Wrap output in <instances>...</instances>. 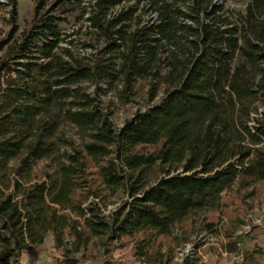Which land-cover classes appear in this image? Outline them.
Here are the masks:
<instances>
[{
    "label": "trees",
    "instance_id": "trees-1",
    "mask_svg": "<svg viewBox=\"0 0 264 264\" xmlns=\"http://www.w3.org/2000/svg\"><path fill=\"white\" fill-rule=\"evenodd\" d=\"M1 4L0 264L47 232L52 264H203L191 236L218 233L215 209L237 249L264 182V0H32L21 27ZM251 227L242 263L264 264Z\"/></svg>",
    "mask_w": 264,
    "mask_h": 264
},
{
    "label": "rangeland",
    "instance_id": "rangeland-1",
    "mask_svg": "<svg viewBox=\"0 0 264 264\" xmlns=\"http://www.w3.org/2000/svg\"><path fill=\"white\" fill-rule=\"evenodd\" d=\"M6 0H0V36L5 32L7 28V18L9 16L7 10L8 6L1 4ZM54 1V0H49ZM32 0H16V21L19 27L23 26L25 21L29 18L31 13ZM80 15L78 8L71 9L68 13V17L65 21L60 23V27L63 30H70L75 28L79 22L77 19ZM136 103L131 106H120L115 109L112 115V123L114 127L121 125L123 119L130 115L131 111L136 107ZM232 190L225 192L223 198L225 200H234L231 194ZM255 194L252 199L247 202L248 208L245 214L240 213V216L244 218V223L236 227L235 233H241L239 241L237 243L238 248L233 251H225L221 245V240H224L222 235V226L228 225V221L219 210H214L213 216L217 219V234H205L194 233L192 234V240L199 241L203 240V243L198 246L197 253L200 255V261L203 264H243L242 253L245 248H250L252 244H258L262 235L260 236L259 231L256 232L252 229L253 224H264V182H258L255 184ZM237 195H241L238 193ZM124 195L122 198H124ZM118 201L113 204H108L104 212H107L108 208L114 206ZM192 242L188 241L182 245V250L178 251L174 256V260L179 258V255L190 249ZM57 252L52 247L50 234L47 232L41 243L31 247L29 251L21 252L16 258L11 257V264H52V256L56 255ZM262 260V259H261ZM80 264H144L141 261L129 256L125 249H114L109 256L96 255L93 257H80ZM173 264V263H171ZM258 264H263L260 261Z\"/></svg>",
    "mask_w": 264,
    "mask_h": 264
}]
</instances>
